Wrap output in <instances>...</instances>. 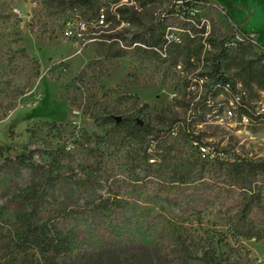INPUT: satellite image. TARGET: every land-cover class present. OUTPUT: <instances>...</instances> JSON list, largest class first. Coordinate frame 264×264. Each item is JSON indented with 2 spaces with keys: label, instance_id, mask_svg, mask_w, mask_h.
<instances>
[{
  "label": "rangeland",
  "instance_id": "374dc122",
  "mask_svg": "<svg viewBox=\"0 0 264 264\" xmlns=\"http://www.w3.org/2000/svg\"><path fill=\"white\" fill-rule=\"evenodd\" d=\"M122 3L128 11H137L141 23L118 17L121 21L110 22L100 34L122 33L130 38L142 24L158 20L170 8L169 0H154L146 7L137 0ZM199 5L202 20L211 23L220 37L233 34V24L241 25L264 46V0H201ZM65 13L50 14L41 0H0V184L23 187L30 182L31 170L16 162L17 154L33 156L38 164L55 162L63 178L57 194L70 212L62 226L88 231L102 222L90 212L92 199L96 203L112 199V191L120 190L132 175H146L145 147L111 131L104 118L134 116L146 121L165 109L181 119L195 116L190 128L206 144L207 152L193 142L191 156L264 157V113H256L264 101L262 92L250 94L240 85L231 91L213 88L209 92L206 77H198L206 62L196 68L179 67L168 56L129 53L107 58L97 52L93 38L69 37ZM178 22L168 18V23ZM232 90L246 93L247 120L241 116L242 106L226 116ZM204 96L210 103H199ZM203 111H209L206 121L198 123ZM91 148L104 152L107 173L92 193H84L76 182L95 170L85 158ZM148 153L158 159L154 146ZM4 201L0 194V204ZM166 207L165 215L177 222L180 242L193 251L188 257L176 254L178 264H203L198 257L207 247L215 249L221 264H264V237L235 238L219 207L199 214ZM164 230L161 238L173 248L176 234ZM23 257L20 254L19 260Z\"/></svg>",
  "mask_w": 264,
  "mask_h": 264
},
{
  "label": "trees",
  "instance_id": "16d2710c",
  "mask_svg": "<svg viewBox=\"0 0 264 264\" xmlns=\"http://www.w3.org/2000/svg\"><path fill=\"white\" fill-rule=\"evenodd\" d=\"M137 1L140 7H146L154 0ZM184 1L183 7L177 6L176 0H169L166 15L148 25L142 24L130 38L122 33L100 34L105 27L97 26L101 13H105L107 26L112 21H139L137 11H128L122 0L41 3L50 14L68 12L63 19L65 25L73 22L79 27L85 22V39L93 38L97 52L107 58L129 53L168 56L175 65L196 68L206 62V70L198 77H206L204 85L209 92L213 88L225 90L226 86L235 90L240 85L250 94L264 93V46L241 25L233 24V34L220 37L211 23L202 21L201 0ZM169 17L178 20L177 25L168 23ZM171 34L180 35L181 42L170 40ZM203 102L210 103L209 97L204 96L199 103ZM245 106L242 117L250 116V109ZM208 112L198 115V123L206 121ZM193 119H181L171 109L156 111L146 121L134 116L104 118L105 125H112L111 131L145 147L146 175H132L129 182L119 186L120 190L112 191V199L100 196L98 203L92 199L90 212L102 222L88 227V231H70L62 226L70 212L68 204L57 194L63 178L53 166L55 162L38 164L33 156L17 154L16 162L29 168L32 177L23 187H13L12 182L0 184V194L5 196L0 204V264H178L176 254L188 257L193 251L180 242L177 222L165 215L166 206L183 214H199L217 206L225 214L235 238L262 239L264 157L223 158L205 153L191 156L193 142L206 145L191 131ZM152 146L157 160L148 153ZM85 158L95 170L76 183L84 193H92L102 174L107 173V158L99 148H91ZM110 176L106 175L107 179ZM166 228L176 234L173 248L161 238ZM20 254L24 255L21 260ZM198 258L203 264L222 263L213 247L204 248Z\"/></svg>",
  "mask_w": 264,
  "mask_h": 264
},
{
  "label": "built area",
  "instance_id": "2783aa9c",
  "mask_svg": "<svg viewBox=\"0 0 264 264\" xmlns=\"http://www.w3.org/2000/svg\"><path fill=\"white\" fill-rule=\"evenodd\" d=\"M176 2H177V6H185V1L184 0H176ZM202 21L206 22L204 20H202ZM97 26L98 27H106L107 26L106 16L104 15V13L99 15L98 25ZM66 29L69 32V37L75 38L77 40H85V36H84V32H83L84 30H86V23L85 22H81L79 27L74 25L73 22H68V23H66ZM238 37H240V36H238ZM172 40L175 41V42H178V43L181 42L180 35L173 34L172 35ZM177 66L182 67L181 64H179ZM245 95H246L245 92H242V91L239 90L238 99H230V101H229L230 105L226 108V116H230V117L233 116V114L235 112V108L237 106L241 107V105H244L243 104V99H244ZM262 97H263V100H264V94H262ZM256 113H258V114L264 113V101L259 104V107L257 108ZM200 148H202V150L204 152H207V150L205 148V145H200ZM150 161L153 162L154 160L150 159Z\"/></svg>",
  "mask_w": 264,
  "mask_h": 264
},
{
  "label": "bare ground",
  "instance_id": "6f19581e",
  "mask_svg": "<svg viewBox=\"0 0 264 264\" xmlns=\"http://www.w3.org/2000/svg\"><path fill=\"white\" fill-rule=\"evenodd\" d=\"M102 14V13H101ZM100 14V15H101ZM105 15V13H104ZM172 36V35H171ZM240 39V37H238ZM228 91H231L230 87L229 86H226L225 87ZM264 94V93H263ZM239 97V91H236L235 93H233V90H232V98L231 99H238ZM241 106H244V105H241ZM245 120H247L248 116H244L243 117ZM154 160V159H153Z\"/></svg>",
  "mask_w": 264,
  "mask_h": 264
},
{
  "label": "water",
  "instance_id": "95a60500",
  "mask_svg": "<svg viewBox=\"0 0 264 264\" xmlns=\"http://www.w3.org/2000/svg\"><path fill=\"white\" fill-rule=\"evenodd\" d=\"M140 123H142L141 121H139ZM12 153H14V152H12Z\"/></svg>",
  "mask_w": 264,
  "mask_h": 264
},
{
  "label": "crops",
  "instance_id": "0c3cea01",
  "mask_svg": "<svg viewBox=\"0 0 264 264\" xmlns=\"http://www.w3.org/2000/svg\"><path fill=\"white\" fill-rule=\"evenodd\" d=\"M258 35V34H257Z\"/></svg>",
  "mask_w": 264,
  "mask_h": 264
}]
</instances>
